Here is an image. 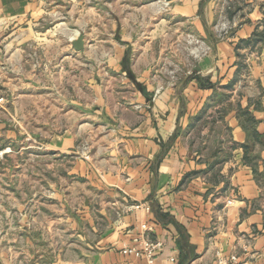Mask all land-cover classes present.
Listing matches in <instances>:
<instances>
[{"label":"crops","instance_id":"0c3cea01","mask_svg":"<svg viewBox=\"0 0 264 264\" xmlns=\"http://www.w3.org/2000/svg\"><path fill=\"white\" fill-rule=\"evenodd\" d=\"M216 3H227L222 29L215 26ZM115 4H131L140 13L117 14L115 36L101 29V35L87 28L73 32L70 43L83 35V49L66 50L64 62L52 67L69 71L61 88L77 94L58 101L69 106L63 116L77 122L28 145L23 111L0 104V144L19 141L20 156L36 151V163L39 152L63 153L69 157L65 179H83L82 192L75 184L66 195L51 192L64 202L52 214L66 218L67 242H38L58 227L53 218L43 221L41 190L30 196V209L21 197L34 177L27 159L20 162L19 180L5 181L4 194L15 197L5 210L4 231L18 232L14 241L50 248L29 264H147L122 252L143 222L163 243L158 264H215L232 255L236 261L229 264H264V41H251L264 26V0ZM44 13L45 0H0V22L26 26L21 55L30 44L41 51L37 26ZM30 66L35 73L43 69L38 60ZM35 99L42 118L41 97ZM13 258L4 260L13 264Z\"/></svg>","mask_w":264,"mask_h":264},{"label":"rangeland","instance_id":"374dc122","mask_svg":"<svg viewBox=\"0 0 264 264\" xmlns=\"http://www.w3.org/2000/svg\"><path fill=\"white\" fill-rule=\"evenodd\" d=\"M110 5L104 7L99 6V0H45V13L44 17L37 26V29L41 33L42 37V48L41 51H36L34 45H29L26 52L22 51V55L19 51L20 40L24 36L21 31H25V25L20 26L18 24H6V22H0V104L1 106L8 107L11 104L12 107L16 104L17 110L23 111L25 115L21 118L24 123L25 129L27 130L26 144H35L36 141L47 142L51 137V134L57 131H62L69 123L77 122L78 118L67 119L63 116V111H67L68 104L61 103L58 98L63 95L75 97L77 91L73 88L69 91L65 82L68 79V70L53 72L52 67L54 64L64 62V58L67 57V53H64L68 49H72L73 46L70 43L71 34L75 31L83 33L85 28L93 29L96 33L100 34V29L103 31L102 35L109 33L110 35H117L118 25L115 23V16L128 15L135 13L139 15V9L133 7L131 4L129 7L116 6L115 0H108ZM114 1V2H112ZM119 1V0H118ZM125 2H133L135 0H124ZM115 4V5H114ZM220 5L216 3V6H220L218 12V21L215 26L223 28L227 26L225 6L227 3ZM107 12V13H106ZM99 16H102L100 18ZM101 19V20H100ZM129 27L131 20L129 21ZM58 23V25H57ZM138 24V23H137ZM140 32L145 30V25L138 24ZM128 27V26H127ZM131 28V27H130ZM132 31V30H131ZM101 35V34H100ZM95 39V40H94ZM90 41H96V37H91ZM30 40H28L29 42ZM33 41V40H32ZM163 43V40H159ZM91 44V43H90ZM163 45V44H162ZM74 49V48H73ZM36 60L43 63V69L39 72L31 70V64H34ZM164 62L160 63V67L163 66ZM27 64V65H25ZM28 69V70H26ZM72 69H74L72 67ZM163 75L161 74V77ZM24 79V80H23ZM38 81V82H36ZM82 83V80H80ZM23 84L24 88H21ZM26 86V87H25ZM75 87V86H74ZM60 89V90H58ZM56 90V92H55ZM60 92V95L58 94ZM27 94L28 98L18 99L20 94ZM40 96V106L43 108V117L37 118L36 116V103L35 97ZM65 97V96H64ZM70 97V98H71ZM69 98V97H68ZM54 106V108H52ZM53 109L59 110L57 116L53 113ZM71 109V106H70ZM73 114H76L75 108H73ZM19 122V119L17 120ZM14 121L12 126L19 128V123ZM39 131L41 134L38 135L36 132ZM19 141L17 143L0 144V148L10 147L11 152L4 154L0 158V264H8L5 260V256L14 257L13 264H29L34 261V255L40 254L42 251H49L50 248L45 246H30L27 242H18V239L14 241V238L19 236L18 232L15 231H4V220H7L6 208L11 206L14 201V194H4V190L8 189V184H5L6 180L16 176L17 181L18 175L21 173L20 162L24 164V160L27 159V170L28 173L33 175L31 183L25 184L26 187L22 189L24 192L21 197L28 199V206H34L35 203L30 200V196L33 192L41 190L43 192V213L44 223L50 222L51 218L56 220L57 229L54 231H46L43 236L38 239V242H67L69 233L67 232V221L66 218H59L53 216L52 210L60 213L61 209L65 206L62 202H58L52 197V190L60 191L61 193L67 194L69 185L73 189L75 184V190L82 192L83 179L77 177L75 179H65V170L68 167V156L56 152L45 151L44 153L39 152L40 161L36 163L35 159L37 156L36 151H26L22 157L19 154ZM15 144V146H14ZM16 144H18L16 146ZM29 148V147H28ZM35 150L30 148L29 150ZM27 155V158L26 156ZM35 177L40 179V183H36ZM9 182V181H8ZM7 182V183H8ZM18 186L19 184L16 183ZM15 191L19 192V188ZM82 194V193H81ZM19 200V195H17ZM77 201V198H76ZM101 201V200H99ZM51 210V212H50ZM55 223V225H56ZM31 236V234L29 235ZM77 242V241H76ZM22 262V263H20Z\"/></svg>","mask_w":264,"mask_h":264},{"label":"built area","instance_id":"2783aa9c","mask_svg":"<svg viewBox=\"0 0 264 264\" xmlns=\"http://www.w3.org/2000/svg\"><path fill=\"white\" fill-rule=\"evenodd\" d=\"M9 152H11L10 147L0 148V158ZM133 207L138 208L140 205L136 204ZM145 208L148 209V207ZM152 231L153 227L151 224L148 222L141 223L140 232L132 238L130 244L123 247L122 252L136 257H143L147 264H158L157 258L160 255L163 243L160 240L151 238L150 234ZM168 260L174 262L176 259L174 256H169ZM231 261H236V257L232 255L228 260L219 258L215 264H229Z\"/></svg>","mask_w":264,"mask_h":264},{"label":"water","instance_id":"95a60500","mask_svg":"<svg viewBox=\"0 0 264 264\" xmlns=\"http://www.w3.org/2000/svg\"><path fill=\"white\" fill-rule=\"evenodd\" d=\"M166 2L170 1V0H164ZM72 46L75 50L80 51L83 49L84 47V40H83V35H79L73 42H72Z\"/></svg>","mask_w":264,"mask_h":264},{"label":"trees","instance_id":"16d2710c","mask_svg":"<svg viewBox=\"0 0 264 264\" xmlns=\"http://www.w3.org/2000/svg\"><path fill=\"white\" fill-rule=\"evenodd\" d=\"M251 41L253 43L259 42V41H264V26H263V29H261L259 31H255L253 33V36L251 37Z\"/></svg>","mask_w":264,"mask_h":264}]
</instances>
